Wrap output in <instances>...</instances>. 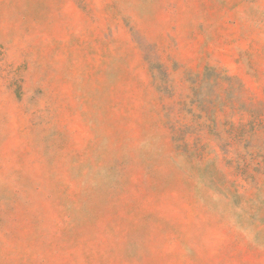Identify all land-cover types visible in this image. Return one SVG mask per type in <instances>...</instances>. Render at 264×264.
I'll list each match as a JSON object with an SVG mask.
<instances>
[{
  "label": "rangeland",
  "instance_id": "1",
  "mask_svg": "<svg viewBox=\"0 0 264 264\" xmlns=\"http://www.w3.org/2000/svg\"><path fill=\"white\" fill-rule=\"evenodd\" d=\"M0 264H264V0H0Z\"/></svg>",
  "mask_w": 264,
  "mask_h": 264
}]
</instances>
